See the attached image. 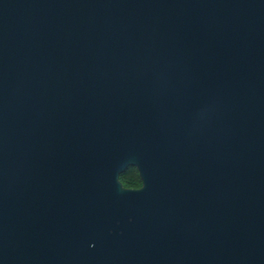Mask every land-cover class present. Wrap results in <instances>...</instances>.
Wrapping results in <instances>:
<instances>
[{"label":"water","instance_id":"obj_1","mask_svg":"<svg viewBox=\"0 0 264 264\" xmlns=\"http://www.w3.org/2000/svg\"><path fill=\"white\" fill-rule=\"evenodd\" d=\"M0 264H264V0H0Z\"/></svg>","mask_w":264,"mask_h":264},{"label":"trees","instance_id":"obj_2","mask_svg":"<svg viewBox=\"0 0 264 264\" xmlns=\"http://www.w3.org/2000/svg\"><path fill=\"white\" fill-rule=\"evenodd\" d=\"M122 184L127 188H139L142 186V180L136 167L130 166L120 174Z\"/></svg>","mask_w":264,"mask_h":264}]
</instances>
